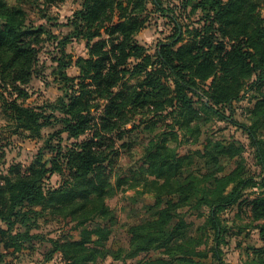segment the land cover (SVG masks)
<instances>
[{"label":"trees","instance_id":"1","mask_svg":"<svg viewBox=\"0 0 264 264\" xmlns=\"http://www.w3.org/2000/svg\"><path fill=\"white\" fill-rule=\"evenodd\" d=\"M64 1L0 0V116L11 135L43 141L27 165L0 166V264H15L8 257L37 237L31 229L47 213L77 230L49 240L44 260L58 254L59 264L151 252L143 264H227L219 213L242 205L264 238V1L80 0L62 37L29 22L28 8L44 16ZM152 12L172 27L151 52L137 35ZM73 40L84 55L66 50ZM45 44L56 51L60 94L30 105L26 86L42 74ZM243 100L250 124L233 118ZM215 119L246 133L256 169L242 142L211 128ZM126 191L151 202L127 225L128 245L113 247L106 198ZM203 208L201 224L185 216ZM244 253V264H264L263 246Z\"/></svg>","mask_w":264,"mask_h":264},{"label":"rangeland","instance_id":"2","mask_svg":"<svg viewBox=\"0 0 264 264\" xmlns=\"http://www.w3.org/2000/svg\"><path fill=\"white\" fill-rule=\"evenodd\" d=\"M163 2L167 7L179 5V0H163ZM79 7L80 0H66L60 4L48 6L43 12L45 13L44 16L41 15V12L28 8V20L35 25L42 24L47 30L54 33V35L62 37L72 30L71 26L67 23L68 17ZM149 8L152 10L153 6L151 5ZM171 27L170 21L167 18L158 16L155 12H152L148 26L139 32L137 39L139 42L146 45L152 52L155 48V44L171 32ZM66 50L73 56L85 54L83 42L77 40L70 41L66 46ZM55 53L54 46L51 44H45V46L40 49L37 69H42V74L33 76L26 86L29 93V98L25 101L27 104H41L44 100H53L60 94V90L57 84L52 81V76L50 74L54 67L52 56H54ZM70 73L74 74L75 70L70 69ZM248 106L249 103L244 100L240 103H236V110L233 118L240 122L250 124L246 110ZM209 124L211 128L221 130L228 139H237L242 142L247 165L252 169H256L254 165L253 148L244 131L223 120L215 119L212 122L210 121ZM52 129L53 128L49 126L43 128L40 133L41 138L47 136ZM42 143V139L39 138L11 135L6 126V122L0 116L1 168L4 169L12 163L27 165ZM59 180L60 177L57 174H53L48 178L47 182L50 185H57ZM253 190L254 189L246 188L244 190L245 196H250ZM132 194L133 192L126 191L114 197L106 198V204L114 215L112 235L110 236V243L113 247H117L118 245L126 247L129 241V235L126 232L127 225L147 215L145 207L151 202L150 196L139 195L136 196V200L133 201L129 197ZM206 213L207 208H203L200 212H187L185 216L188 219H192L195 224H201L205 219ZM219 219L222 226L228 228L224 233L223 242L221 243L223 257L227 264H244L246 259L244 249L247 245L264 247V238L261 237L258 229L255 228L254 223L251 222L249 211L246 206L242 205L241 210L236 208L224 210L219 213ZM73 225L72 222L65 223L59 219H54L47 213V216L45 218H40L36 227L31 229V233L37 235V237L32 238V240L27 243L24 250L16 253L14 259L11 256L8 257V260H13L15 264H59L60 256L58 254H56L52 260H44L45 253L51 248L49 240L65 237L66 234L75 235L77 230L72 228ZM211 244L212 240L211 237H209L207 247ZM153 254V252L147 255L139 254L133 258H128L125 263L123 259L113 261L111 257H107V259L100 264H143V260L147 256H152Z\"/></svg>","mask_w":264,"mask_h":264}]
</instances>
